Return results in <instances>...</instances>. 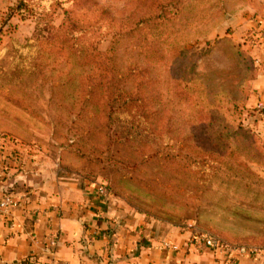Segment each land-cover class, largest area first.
Returning <instances> with one entry per match:
<instances>
[{
    "label": "rangeland",
    "instance_id": "374dc122",
    "mask_svg": "<svg viewBox=\"0 0 264 264\" xmlns=\"http://www.w3.org/2000/svg\"><path fill=\"white\" fill-rule=\"evenodd\" d=\"M21 3L0 0V138L150 219L264 247L263 115L247 47L264 0ZM70 13L83 33L58 36L74 48L33 42L56 39Z\"/></svg>",
    "mask_w": 264,
    "mask_h": 264
},
{
    "label": "crops",
    "instance_id": "0c3cea01",
    "mask_svg": "<svg viewBox=\"0 0 264 264\" xmlns=\"http://www.w3.org/2000/svg\"><path fill=\"white\" fill-rule=\"evenodd\" d=\"M260 19L264 27V18ZM262 34L261 30L259 41L247 46L260 106H264ZM257 126L264 138L263 116ZM0 141V202L9 193L20 201L8 214L0 209V264H218L223 257L194 243L198 230L193 225L150 219L113 194L103 199L104 184L62 176L43 152ZM259 250L254 256H240L235 264H264V247Z\"/></svg>",
    "mask_w": 264,
    "mask_h": 264
},
{
    "label": "built area",
    "instance_id": "2783aa9c",
    "mask_svg": "<svg viewBox=\"0 0 264 264\" xmlns=\"http://www.w3.org/2000/svg\"><path fill=\"white\" fill-rule=\"evenodd\" d=\"M264 38V29L262 30ZM258 113L264 116V106H257ZM1 140L8 141L9 143H20L24 145L20 140H17L13 137H3L1 136ZM2 143L0 141V157L2 151ZM27 148V147H26ZM28 151V148L26 149ZM100 195L103 199H108L111 197L112 193L108 189L107 186L102 185L100 187ZM20 206V201L14 196L12 193L6 194L3 196L0 202V209L3 210L6 214L9 213L10 209L18 208ZM194 243L199 246L202 250H213L221 253L223 255L222 258L218 260V264H235L236 260L240 256L250 255L254 256L260 254V250L255 247H247L241 245L230 244L227 242L221 241L218 237L207 234V233H197L194 235ZM169 246V244H165ZM31 264H38L36 261H33Z\"/></svg>",
    "mask_w": 264,
    "mask_h": 264
},
{
    "label": "trees",
    "instance_id": "16d2710c",
    "mask_svg": "<svg viewBox=\"0 0 264 264\" xmlns=\"http://www.w3.org/2000/svg\"><path fill=\"white\" fill-rule=\"evenodd\" d=\"M28 1H30V0H26V2H28ZM26 2H23V0H22L21 6L18 8V11H21L22 10V6L23 5H24V7L27 6ZM65 22L66 23H64V25L62 26L61 29H58L57 31L53 30L52 35L54 37H56V39L53 40V39H50V38H43L41 36L42 35V32H41L40 34H37L36 35V38L34 39L33 42H43V44L40 46V48L41 49H50L51 51H53L56 48H60V49H70V48H74V47H68L69 46L68 45V41L61 39V37L58 36V33L60 32L61 35H63V34H67L68 30H71L72 32L77 31V32H80L82 34L83 33V30H82L81 27H76L78 25V23L75 24L74 23V20L71 19V13H70V16H68L65 19ZM63 28H64V30H63ZM49 39L52 40V41H50ZM105 62H106V60H104L103 58H100V57H95L93 59V63H95V65L97 66V69H99V70H101L105 66ZM131 78H133V76H131L129 78V80ZM110 82L112 83L111 78H110ZM196 148L199 149L200 147L197 146ZM192 152L194 154H197V155L200 154V153H198V151L196 149H193V148H192ZM108 189L110 190L109 187H108ZM110 192L112 193L111 190H110ZM221 241H223V240H221ZM223 242H225V241H223Z\"/></svg>",
    "mask_w": 264,
    "mask_h": 264
}]
</instances>
